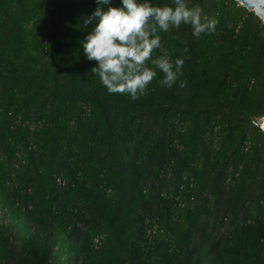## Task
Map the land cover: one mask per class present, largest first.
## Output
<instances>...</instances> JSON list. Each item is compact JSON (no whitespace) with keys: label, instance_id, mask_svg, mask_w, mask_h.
Wrapping results in <instances>:
<instances>
[{"label":"trees","instance_id":"obj_1","mask_svg":"<svg viewBox=\"0 0 264 264\" xmlns=\"http://www.w3.org/2000/svg\"><path fill=\"white\" fill-rule=\"evenodd\" d=\"M187 2L215 30L160 33L182 75L133 100L90 72L94 0H0V264H264V21Z\"/></svg>","mask_w":264,"mask_h":264},{"label":"clouds","instance_id":"obj_2","mask_svg":"<svg viewBox=\"0 0 264 264\" xmlns=\"http://www.w3.org/2000/svg\"><path fill=\"white\" fill-rule=\"evenodd\" d=\"M96 7L84 20L91 30L81 42L83 54L94 61L90 72L110 94H124L136 100L163 73L161 87L171 88L182 75L184 58H171L161 44L160 33L189 25L194 38L212 32L217 20L202 15L187 0L157 4L155 0H94ZM161 54L153 57L154 50ZM188 49L185 48L184 52ZM149 64L151 67H149Z\"/></svg>","mask_w":264,"mask_h":264},{"label":"water","instance_id":"obj_3","mask_svg":"<svg viewBox=\"0 0 264 264\" xmlns=\"http://www.w3.org/2000/svg\"><path fill=\"white\" fill-rule=\"evenodd\" d=\"M236 1L247 7L249 10L255 11V13L264 21V0H236ZM261 127L264 131V118Z\"/></svg>","mask_w":264,"mask_h":264},{"label":"built area","instance_id":"obj_4","mask_svg":"<svg viewBox=\"0 0 264 264\" xmlns=\"http://www.w3.org/2000/svg\"><path fill=\"white\" fill-rule=\"evenodd\" d=\"M61 182V179H58V183H60Z\"/></svg>","mask_w":264,"mask_h":264},{"label":"rangeland","instance_id":"obj_5","mask_svg":"<svg viewBox=\"0 0 264 264\" xmlns=\"http://www.w3.org/2000/svg\"><path fill=\"white\" fill-rule=\"evenodd\" d=\"M263 123V122H262Z\"/></svg>","mask_w":264,"mask_h":264}]
</instances>
